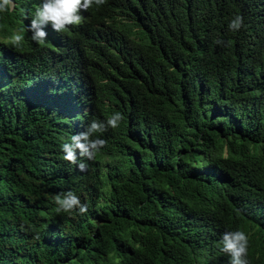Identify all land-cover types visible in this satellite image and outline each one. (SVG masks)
<instances>
[{
  "label": "trees",
  "instance_id": "16d2710c",
  "mask_svg": "<svg viewBox=\"0 0 264 264\" xmlns=\"http://www.w3.org/2000/svg\"><path fill=\"white\" fill-rule=\"evenodd\" d=\"M15 3L0 13V264H230L235 230L264 264V0H106L19 48L42 0ZM114 112L84 171L63 159ZM68 191L86 214L55 212Z\"/></svg>",
  "mask_w": 264,
  "mask_h": 264
},
{
  "label": "clouds",
  "instance_id": "9594fccd",
  "mask_svg": "<svg viewBox=\"0 0 264 264\" xmlns=\"http://www.w3.org/2000/svg\"><path fill=\"white\" fill-rule=\"evenodd\" d=\"M105 3L106 0H42L41 5L30 19V24L12 35L9 44L14 48L21 47L24 41L22 33L31 32L30 39L38 45H43L48 35L44 30L45 25L50 24L57 33L67 32L70 27L83 23L87 10L93 6L99 8ZM15 8V0H0V13L14 11ZM243 27L245 25L242 15H235L228 24V29L232 32H238ZM215 43L224 44L219 39ZM123 119L120 112H114L106 121L92 120L84 131L73 135L70 142L62 145V151L65 153L63 159L76 164L79 170L84 171L86 165L83 162L77 164V154L87 160H94L106 145V141L99 138L97 134L104 133L109 128L116 129ZM54 202L57 214L72 213L78 210V214L83 215L88 210V205L81 203L79 196L72 191L56 195ZM248 244L249 238L244 231H225L219 241V250L230 257V264H249Z\"/></svg>",
  "mask_w": 264,
  "mask_h": 264
}]
</instances>
